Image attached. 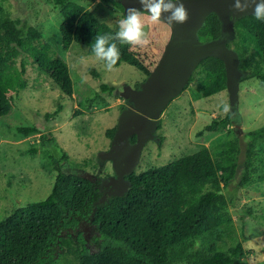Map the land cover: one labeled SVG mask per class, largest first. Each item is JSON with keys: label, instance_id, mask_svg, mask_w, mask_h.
<instances>
[{"label": "trees", "instance_id": "16d2710c", "mask_svg": "<svg viewBox=\"0 0 264 264\" xmlns=\"http://www.w3.org/2000/svg\"><path fill=\"white\" fill-rule=\"evenodd\" d=\"M4 3L0 0V116L9 112L19 90L25 87L29 64L54 83L61 95L72 97L73 80L66 60L44 41L39 27L10 13ZM115 4L122 8L120 2ZM52 6L61 16L59 31L64 50L78 42L87 47L88 54L95 55L94 38L118 32L75 0H52ZM222 29L217 14L211 12L199 30V39H227L229 32ZM233 31L239 81L256 77L263 87L264 20H257L254 14L234 18ZM115 42L120 50L115 66L126 62L149 74L151 69L144 65L134 44ZM197 66L204 76L192 91L194 100L212 97L226 88L221 59L207 56ZM101 87L111 93L114 90V86L103 83ZM62 109L57 102L54 110L44 115L56 120ZM75 112L76 116L83 111ZM229 121V115L213 118L202 131L218 130L220 124ZM17 130L27 135L38 128L23 125ZM115 130L116 126L107 128L105 134L113 137ZM42 137L51 140L48 134ZM129 140L134 142L135 135ZM243 140L244 147L236 135L170 163L131 172L125 175L129 186L122 195L109 193L114 189L101 184V179L58 173L45 198L20 206L0 219V264H52L64 242L63 234L69 237L74 232L71 264H237L236 258L246 254L242 247L244 225L230 246L223 248L218 243L220 236L215 229L227 220L219 212L226 202L221 189L234 180L240 165L243 169L237 185L251 179L253 162L259 157L256 145L264 141V125L245 131ZM35 152V147L29 148L30 154ZM65 158L66 154L56 161ZM258 177L264 179V173ZM205 184L211 188L205 191ZM91 231L86 240L84 235Z\"/></svg>", "mask_w": 264, "mask_h": 264}, {"label": "rangeland", "instance_id": "374dc122", "mask_svg": "<svg viewBox=\"0 0 264 264\" xmlns=\"http://www.w3.org/2000/svg\"><path fill=\"white\" fill-rule=\"evenodd\" d=\"M75 1L119 31V22L126 15L123 6L120 8L115 4L120 0ZM4 5L22 21L39 27L44 41L66 60L73 80V96L61 95L59 88L33 65L27 66L25 87L19 90L9 112L0 116V219L20 206L45 198L58 173H76L101 180L116 178L111 160L100 155L110 149L113 139L105 134V130L117 128L121 111L133 107L130 93L141 89L173 37L171 25L163 20L153 24L149 14L142 12L149 43L134 45V49L141 52L144 65L151 69L149 74L126 62L109 70L106 63L88 54L87 47L78 42H72L68 50L62 48L61 16L52 6V0H5ZM228 32L226 43L234 49L233 27ZM92 69L99 76H95ZM203 76L200 67L196 66L188 76L186 87L160 112L153 137L143 145L132 172L170 163L236 135L244 147L245 131L264 125V86L259 85L258 78L238 80L234 102L226 88L212 97L194 100L192 91ZM101 83L114 86L112 93L109 88L103 89ZM57 102L63 105L59 118L47 119L44 114L52 112ZM225 104L229 106L228 113L223 111ZM76 110L83 112L75 116ZM226 115L230 116V121L220 124L218 130L202 131L213 118ZM23 125H35L38 130L25 135L17 130ZM46 134L51 140L43 139ZM30 147H35L36 152L30 154ZM256 152L259 157L253 162L251 179L242 186L237 185L243 169L240 165L234 180L221 189L226 202L219 212L227 220L215 229L220 236L218 243L223 248L230 246L240 236L244 225L242 247L246 254L236 258L237 264H264V179L258 177L264 173L263 140L257 143ZM65 154L67 158L56 161ZM242 157L243 154L240 159ZM210 188V184L204 185L205 191ZM91 235L92 231L84 237L88 240ZM63 236L64 242L52 264L74 261L72 250L76 245V234Z\"/></svg>", "mask_w": 264, "mask_h": 264}, {"label": "water", "instance_id": "95a60500", "mask_svg": "<svg viewBox=\"0 0 264 264\" xmlns=\"http://www.w3.org/2000/svg\"><path fill=\"white\" fill-rule=\"evenodd\" d=\"M183 2L189 10L188 21L171 25L173 37L166 45L162 59L141 84V89L130 93L134 105L121 111L110 149L100 153L101 157L111 160L116 172V178L101 180V184L114 189L109 193L122 195L128 189L129 180L125 175L132 172L143 145L152 139L153 131L157 128V117L172 98L183 90L189 74L203 58L212 56L223 61L230 100L234 102L237 99L240 77L237 51L228 47L224 36L207 41L200 40L199 30L207 15L214 12L222 22V31H228L233 27L234 18L253 14L254 6L244 13H233V0ZM120 3L125 11L129 7L143 10L139 0H120ZM131 135H135L134 142L129 140Z\"/></svg>", "mask_w": 264, "mask_h": 264}, {"label": "clouds", "instance_id": "9594fccd", "mask_svg": "<svg viewBox=\"0 0 264 264\" xmlns=\"http://www.w3.org/2000/svg\"><path fill=\"white\" fill-rule=\"evenodd\" d=\"M139 2L143 10L136 7L127 8L126 15L119 22V31L115 35L103 34L94 38L92 51L97 59L106 62L109 70L120 59V50L115 41L139 46H146L149 43L144 31L142 12L149 14L153 24L161 20L168 25L184 24L189 19V10L185 7L183 0H139ZM249 7H253L252 13L257 20H264V0H233V13H244ZM223 111L225 113L230 111L227 104L224 105Z\"/></svg>", "mask_w": 264, "mask_h": 264}, {"label": "flooded vegetation", "instance_id": "af4514ba", "mask_svg": "<svg viewBox=\"0 0 264 264\" xmlns=\"http://www.w3.org/2000/svg\"><path fill=\"white\" fill-rule=\"evenodd\" d=\"M97 179H100V178H97Z\"/></svg>", "mask_w": 264, "mask_h": 264}]
</instances>
